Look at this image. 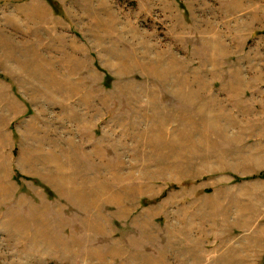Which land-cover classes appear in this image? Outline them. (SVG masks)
Listing matches in <instances>:
<instances>
[{
  "label": "rangeland",
  "instance_id": "374dc122",
  "mask_svg": "<svg viewBox=\"0 0 264 264\" xmlns=\"http://www.w3.org/2000/svg\"><path fill=\"white\" fill-rule=\"evenodd\" d=\"M0 0V264H264V0Z\"/></svg>",
  "mask_w": 264,
  "mask_h": 264
},
{
  "label": "trees",
  "instance_id": "16d2710c",
  "mask_svg": "<svg viewBox=\"0 0 264 264\" xmlns=\"http://www.w3.org/2000/svg\"><path fill=\"white\" fill-rule=\"evenodd\" d=\"M49 2H51V4L53 5V9L56 13H58V7H57V2H55L54 0H50ZM261 177H264V173L260 175Z\"/></svg>",
  "mask_w": 264,
  "mask_h": 264
}]
</instances>
